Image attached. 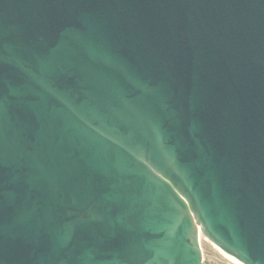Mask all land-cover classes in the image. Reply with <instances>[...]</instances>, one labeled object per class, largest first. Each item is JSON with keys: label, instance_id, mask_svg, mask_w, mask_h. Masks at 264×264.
Wrapping results in <instances>:
<instances>
[{"label": "water", "instance_id": "95a60500", "mask_svg": "<svg viewBox=\"0 0 264 264\" xmlns=\"http://www.w3.org/2000/svg\"><path fill=\"white\" fill-rule=\"evenodd\" d=\"M264 264V0H0V264Z\"/></svg>", "mask_w": 264, "mask_h": 264}, {"label": "rangeland", "instance_id": "374dc122", "mask_svg": "<svg viewBox=\"0 0 264 264\" xmlns=\"http://www.w3.org/2000/svg\"><path fill=\"white\" fill-rule=\"evenodd\" d=\"M200 243L203 251L204 264H239L232 257L222 251L202 233Z\"/></svg>", "mask_w": 264, "mask_h": 264}, {"label": "bare ground", "instance_id": "6f19581e", "mask_svg": "<svg viewBox=\"0 0 264 264\" xmlns=\"http://www.w3.org/2000/svg\"><path fill=\"white\" fill-rule=\"evenodd\" d=\"M199 237L201 238V235H202V229L200 228L199 230ZM204 235V234H203ZM204 238H205V235H204ZM210 240V239H209ZM229 256V255H228ZM231 256V255H230ZM232 259H234L236 262H238L239 264H243L242 262H240L238 259L234 258L233 256H231Z\"/></svg>", "mask_w": 264, "mask_h": 264}]
</instances>
